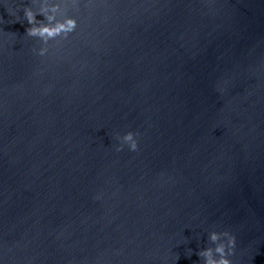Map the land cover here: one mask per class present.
Wrapping results in <instances>:
<instances>
[{
    "label": "water",
    "instance_id": "1",
    "mask_svg": "<svg viewBox=\"0 0 264 264\" xmlns=\"http://www.w3.org/2000/svg\"><path fill=\"white\" fill-rule=\"evenodd\" d=\"M15 4L3 264H203L210 230L235 235L232 264H264V0H79L44 55ZM128 130L138 148L116 151Z\"/></svg>",
    "mask_w": 264,
    "mask_h": 264
},
{
    "label": "clouds",
    "instance_id": "2",
    "mask_svg": "<svg viewBox=\"0 0 264 264\" xmlns=\"http://www.w3.org/2000/svg\"><path fill=\"white\" fill-rule=\"evenodd\" d=\"M2 2V0H0ZM15 4V0H13ZM79 0H29L27 4H15L7 9L10 16L15 20L26 19L29 27L26 28V35L36 37L41 46L35 51L44 55L48 51V42L56 37H67L69 33L76 30L78 18L76 15L68 14L67 9L71 6L77 8ZM22 9V16L20 15ZM37 13L42 14L43 20L37 19ZM118 143L116 151H120L126 145L130 151L138 148V133L132 130L123 134L115 133ZM94 199H99V195ZM208 246L201 249L198 255L203 259V264H232L229 255L233 252L236 244V237L228 230L207 232ZM177 258V257H176ZM0 264H3L0 260Z\"/></svg>",
    "mask_w": 264,
    "mask_h": 264
}]
</instances>
